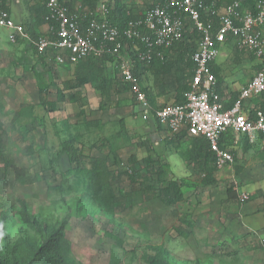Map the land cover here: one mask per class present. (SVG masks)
I'll list each match as a JSON object with an SVG mask.
<instances>
[{
    "label": "rangeland",
    "instance_id": "rangeland-1",
    "mask_svg": "<svg viewBox=\"0 0 264 264\" xmlns=\"http://www.w3.org/2000/svg\"><path fill=\"white\" fill-rule=\"evenodd\" d=\"M7 1L12 20L47 34L42 0ZM88 1L74 7L96 12L98 2L117 0ZM120 1L138 16L154 0ZM10 33L0 28V253L6 264L33 257L39 258L33 264H150L158 251L171 264H264L261 142L238 146L225 166L193 156L189 138L169 142L155 119L144 118L113 59L100 61L111 88L106 98L98 82L78 83L84 62L60 65L54 53L40 55L23 39L13 43ZM169 53L142 74L153 106L181 99L190 81L192 66ZM259 63L224 44L216 60L222 91L237 95ZM60 91L65 101L57 100ZM149 154L168 162L163 172L148 171ZM131 156L140 165L138 179ZM170 180L180 182L183 201L168 203Z\"/></svg>",
    "mask_w": 264,
    "mask_h": 264
},
{
    "label": "built area",
    "instance_id": "built-area-1",
    "mask_svg": "<svg viewBox=\"0 0 264 264\" xmlns=\"http://www.w3.org/2000/svg\"><path fill=\"white\" fill-rule=\"evenodd\" d=\"M42 1L47 8L44 19L48 32L36 39L0 6V28L11 30L13 43L23 39L41 55L54 53L60 65L109 54L122 85L130 89L144 118L159 121L173 136L184 129L190 136L202 135L215 153L218 166L234 162L233 149L241 139L264 145V0H254L253 4L250 0H154L128 21L124 34L131 44L107 18L114 4L109 7L104 1L98 2L93 12L90 7L71 9L65 0ZM87 18L83 27L82 20ZM194 31L198 34L197 47L191 54L193 72L185 99L153 106L135 68L143 73L155 60L164 61L167 50ZM224 44L254 54L261 63L231 106L219 94L212 66ZM238 196L241 202L247 199L240 190ZM258 242L264 250V236H259Z\"/></svg>",
    "mask_w": 264,
    "mask_h": 264
},
{
    "label": "trees",
    "instance_id": "trees-1",
    "mask_svg": "<svg viewBox=\"0 0 264 264\" xmlns=\"http://www.w3.org/2000/svg\"><path fill=\"white\" fill-rule=\"evenodd\" d=\"M61 1H64V0H61ZM65 1L71 7V9L74 8V3L76 2V0H69V1L65 0ZM89 1H92V0H89ZM89 1L87 3L91 4ZM207 1L210 2L211 0H207ZM229 1H231V0H229ZM249 2L253 4L254 0H250ZM7 3H8L7 0H0V6L10 12V10H9V8L7 6ZM106 4L109 7L112 5L111 2H108ZM44 12L47 13V8H45ZM132 17L133 16L130 13L127 12V10L124 8V4L120 0L116 1L115 5H114V8L110 9L108 17H107L110 20L111 23L117 25L120 28V30L123 32V39L128 44H131L132 40L127 39L126 35L124 34V30L127 28L128 21L130 19H132ZM87 20H88V18L82 20V26L83 27L86 25ZM28 32L35 39L39 35H41V34L37 33V30H33V32H30V31H28ZM197 38H198V34L195 31L192 32V33L191 32H187L185 34V36H184V40L183 41L176 42V44L174 45L172 50H167V55L170 54L169 52H171L172 53L171 55L174 54V55L177 56L176 61H178V62H183V61L187 62L188 65L192 66V72H193V63H192V59H191V54L196 50V47H197V44H196L197 41L196 40H197ZM28 44L30 45V47H32V49H34L38 53V51L36 50L35 46H33L30 42H28ZM110 59L114 60V58L112 56H110L109 54H105L103 56H89V57H87L86 60L81 61V62H84V63H82L79 66V69L77 70L76 77L78 79V83L81 85V84H85V83L98 82V87H99V89L102 92V96L106 97V98H109L110 97L109 95H111V88L107 85L108 83L105 82L106 81V78H105L106 76L104 75L103 68L100 66V63H101L100 61L110 60ZM156 62H161V60H155L153 64H155ZM166 63L167 62L162 63V64L166 65ZM212 66H213V71L216 74L217 79H218V72H217L218 68L216 66V61L212 64ZM260 67H261V63H259L256 66V70L259 69ZM138 71L139 70L136 67L135 68V73L141 79L142 83L145 84L143 82V79H142V74L143 73H139ZM191 76H192V74H191ZM189 83H190V81H189ZM188 87H189V84L187 85V87H184V89L188 90ZM144 90L147 93L146 96H148V89H147L146 85H144ZM186 90H185V92H186ZM218 90L220 92V81H219V79H218ZM239 95L240 94L236 95V99L239 98ZM64 96L65 95L63 94V92L60 91L59 95L57 96L58 97L57 100L58 101H65V97ZM148 99H149V96H148ZM184 99H185V95L181 96V99H179L178 102H181ZM149 101H150V99H149ZM156 122L161 127V124L159 123V121H156ZM166 138H169V142H173V141L177 142L181 138H189V145H190L189 150H190V152H191V154L193 156L205 158V159H207L209 161H213L214 163H216V155L211 150L207 139L205 137H202V135L201 136H190V135L187 134V130L184 129L178 135H174L173 136V135L168 134V136ZM243 145L252 146V144H250L247 139H241V142H240L239 146H243ZM71 149H73V147H71ZM152 149L153 148L150 145L149 146V151H151ZM235 151H236V149H233L234 153H235ZM73 159H75V158H73ZM130 159L133 162V164H132V173L131 174L133 175V177H135V179H138L141 176L140 174H138L139 173V169H140V165H139V163L137 162V160H136V158L134 156H131ZM145 164L147 166L148 171L156 166V170L163 172L164 168L168 166V162H164V161L162 162L160 160L159 161L155 160L152 157L151 154H149V156H147L145 158ZM166 187H167V190L173 194V196L171 198H168V200H167L168 203L175 204V203H179V202L183 201V197L184 196H183V192H182V190L180 188V182H178L177 180H170L167 183ZM228 193H229V198H233L236 195L235 193L233 194V192H228ZM53 235L54 234H51V235L48 236L47 242H46V246H47V244H49V242L52 239ZM158 252L159 253L157 255H154V256H152L150 258V260H149L150 264H171L170 261L165 256V252L164 253L162 251H158ZM35 253H40V249H37L34 252V254ZM35 259L39 260V258L33 257L27 262H25V261L17 262V264H33V261ZM0 264H6V262L4 260V257H3V255H1V253H0Z\"/></svg>",
    "mask_w": 264,
    "mask_h": 264
},
{
    "label": "crops",
    "instance_id": "crops-1",
    "mask_svg": "<svg viewBox=\"0 0 264 264\" xmlns=\"http://www.w3.org/2000/svg\"><path fill=\"white\" fill-rule=\"evenodd\" d=\"M46 26V25H45ZM43 29H45V28H43ZM241 90V89H240ZM230 92H226V91H222V89H221V87H220V92H219V94L221 95V97L223 98V100H224V102H225V104L227 105V106H231L235 101H236V95H234V94H229ZM240 93V91L237 93V94H239ZM173 102H178V101H173ZM173 102H170V103H173ZM253 103H255L254 101H253ZM157 106H160L159 104H157ZM150 120H153V119H150ZM156 122V121H155ZM161 131H160V134L161 135H163V137H167L168 136V132H167V130L165 129V127H163L162 125H161Z\"/></svg>",
    "mask_w": 264,
    "mask_h": 264
}]
</instances>
